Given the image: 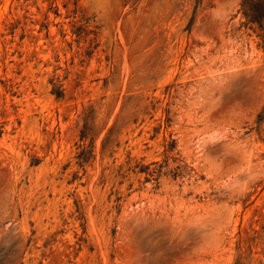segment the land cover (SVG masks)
Returning <instances> with one entry per match:
<instances>
[{
	"label": "rangeland",
	"instance_id": "rangeland-1",
	"mask_svg": "<svg viewBox=\"0 0 264 264\" xmlns=\"http://www.w3.org/2000/svg\"><path fill=\"white\" fill-rule=\"evenodd\" d=\"M262 7L0 0V264H264Z\"/></svg>",
	"mask_w": 264,
	"mask_h": 264
},
{
	"label": "trees",
	"instance_id": "trees-1",
	"mask_svg": "<svg viewBox=\"0 0 264 264\" xmlns=\"http://www.w3.org/2000/svg\"><path fill=\"white\" fill-rule=\"evenodd\" d=\"M262 16H260V17H264V8L262 7ZM255 19H257V16H250V21H256ZM258 19H259V17H258Z\"/></svg>",
	"mask_w": 264,
	"mask_h": 264
}]
</instances>
